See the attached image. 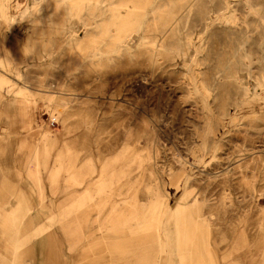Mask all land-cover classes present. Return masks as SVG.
<instances>
[{
  "label": "rangeland",
  "instance_id": "rangeland-1",
  "mask_svg": "<svg viewBox=\"0 0 264 264\" xmlns=\"http://www.w3.org/2000/svg\"><path fill=\"white\" fill-rule=\"evenodd\" d=\"M0 264H264V0H0Z\"/></svg>",
  "mask_w": 264,
  "mask_h": 264
},
{
  "label": "bare ground",
  "instance_id": "bare-ground-1",
  "mask_svg": "<svg viewBox=\"0 0 264 264\" xmlns=\"http://www.w3.org/2000/svg\"><path fill=\"white\" fill-rule=\"evenodd\" d=\"M52 116H53V118L57 119V115L56 114H52ZM35 118H36L37 123L39 124L38 118H37V114H35Z\"/></svg>",
  "mask_w": 264,
  "mask_h": 264
},
{
  "label": "crops",
  "instance_id": "crops-1",
  "mask_svg": "<svg viewBox=\"0 0 264 264\" xmlns=\"http://www.w3.org/2000/svg\"><path fill=\"white\" fill-rule=\"evenodd\" d=\"M164 216H165V213L163 212V216H162V224L164 225ZM165 226V225H164ZM164 230V229H163Z\"/></svg>",
  "mask_w": 264,
  "mask_h": 264
},
{
  "label": "built area",
  "instance_id": "built-area-1",
  "mask_svg": "<svg viewBox=\"0 0 264 264\" xmlns=\"http://www.w3.org/2000/svg\"><path fill=\"white\" fill-rule=\"evenodd\" d=\"M55 120V119H54Z\"/></svg>",
  "mask_w": 264,
  "mask_h": 264
}]
</instances>
